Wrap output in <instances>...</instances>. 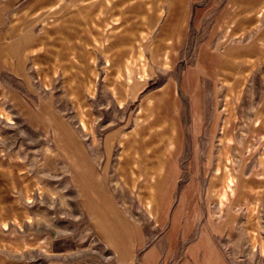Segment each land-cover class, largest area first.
Returning a JSON list of instances; mask_svg holds the SVG:
<instances>
[{"label":"rangeland","instance_id":"374dc122","mask_svg":"<svg viewBox=\"0 0 264 264\" xmlns=\"http://www.w3.org/2000/svg\"><path fill=\"white\" fill-rule=\"evenodd\" d=\"M0 264H264V0H0Z\"/></svg>","mask_w":264,"mask_h":264}]
</instances>
